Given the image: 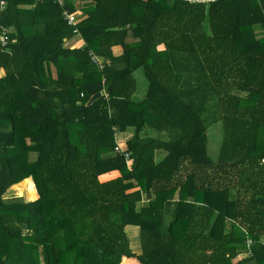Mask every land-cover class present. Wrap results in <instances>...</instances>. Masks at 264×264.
Masks as SVG:
<instances>
[{
	"label": "trees",
	"instance_id": "16d2710c",
	"mask_svg": "<svg viewBox=\"0 0 264 264\" xmlns=\"http://www.w3.org/2000/svg\"><path fill=\"white\" fill-rule=\"evenodd\" d=\"M5 1L0 264H264V0Z\"/></svg>",
	"mask_w": 264,
	"mask_h": 264
},
{
	"label": "rangeland",
	"instance_id": "374dc122",
	"mask_svg": "<svg viewBox=\"0 0 264 264\" xmlns=\"http://www.w3.org/2000/svg\"><path fill=\"white\" fill-rule=\"evenodd\" d=\"M9 32H10V29L0 25V34L5 36ZM82 43H83L82 39L80 37H78V36L74 37L73 40L70 41V42L65 41V45L66 46L67 45H70V46L81 45ZM157 50L160 53H162L163 52V47L161 46V47L157 48ZM0 75H1V72H0ZM136 76L138 77V79H137V91L141 92V90L144 89V87H146V83H145L146 80L142 76L141 72H137ZM213 126H214V128L216 130L209 128L208 131H207V134L209 135L208 136L207 145H208V154H209V156L211 157V159L215 160L217 158V155H218L219 146H220L221 141H222L223 133H222V126H221L220 122L214 124ZM261 138L264 140V135ZM15 192L16 193H20V186L8 189L6 193L8 195H12ZM11 198L14 199V200H17V201H27L28 200V195H27V192H24V193L22 192L20 195L17 194L16 196H13ZM130 238H131V236H130ZM131 247L133 249H135L134 252H136V253H138L140 251V245H139V241H138L137 237H136L135 241L132 240ZM245 255H247V253H241L239 255V257H244ZM126 259L132 260V264H139L135 257H129V258H126Z\"/></svg>",
	"mask_w": 264,
	"mask_h": 264
},
{
	"label": "crops",
	"instance_id": "0c3cea01",
	"mask_svg": "<svg viewBox=\"0 0 264 264\" xmlns=\"http://www.w3.org/2000/svg\"><path fill=\"white\" fill-rule=\"evenodd\" d=\"M22 6H24V7H26L27 5H22ZM0 11H2V10H0ZM114 50V52H116V53H118L119 52V48H114L113 49ZM0 72H1V75L3 74V69L2 68H0ZM0 75V76H1ZM101 93V92H100ZM132 133L133 132H131L130 130L129 131H126L124 134H122L121 136H119L118 138H116V146H119V147H122L123 149H124V152H126L125 150H126V148H127V146H126V140L129 138V137H131L132 136ZM116 146H115V148H116ZM115 148H114V151L116 152V150H115ZM117 153V152H116ZM127 153V152H126ZM124 155V154H123ZM124 157H125V155H124ZM125 160H126V163H127V167L129 168L130 167V164H131V162H132V159L129 157V158H126L125 157ZM130 160H131V162H130ZM119 175V171L118 170H112V171H109V172H106V173H103V174H100L99 176H98V179L100 180V181H106V180H109V179H112V178H114V177H116V176H118ZM25 180H30L32 183H33V181L31 180V178H25V179H23L22 181H20V182H18V183H16V184H14V185H12L9 189H11V188H15V187H17V186H20V193H14V194H12V195H8L6 192H7V190H6V192L4 193V195H3V197H6V198H11V197H13V196H16L17 194L18 195H20L22 192L24 193V192H27V188L25 187V185H24V181ZM33 185H34V183H33ZM34 190H35V199L38 197V195H37V192H36V189H35V186H34ZM27 195H28V200L27 201H32V200H35V199H30V197H29V194L27 193ZM177 196V195H176ZM125 231H126V234H127V236H128V238H129V246H130V248H131V251L133 252V251H135V249H133L132 247H131V242H132V240L133 241H135L136 240V237H137V239H138V241H139V245H140V238H139V227L138 226H135V225H127L126 227H125ZM130 234V235H129ZM130 236H131V238H130ZM264 236V233L263 234H261L260 235V238H262V237ZM248 240H251L250 238H248L247 239V241ZM140 247H141V245H140ZM136 253V252H135ZM138 253H140V251L138 252ZM137 253V254H138ZM127 257H123L122 259H126ZM138 261V260H137ZM139 263V262H138ZM140 264V263H139Z\"/></svg>",
	"mask_w": 264,
	"mask_h": 264
},
{
	"label": "built area",
	"instance_id": "2783aa9c",
	"mask_svg": "<svg viewBox=\"0 0 264 264\" xmlns=\"http://www.w3.org/2000/svg\"><path fill=\"white\" fill-rule=\"evenodd\" d=\"M5 7H6V1L5 0H0V10H3ZM66 18L68 19V23H73V22H75V18L76 17H75V14L73 13V14H67ZM5 38L6 37L4 35L0 34V39L1 40L4 41ZM115 150H116V152H120V153L123 152L126 158L130 157L128 153L124 152V149L122 147L116 146ZM130 162H131V160H130ZM247 242L251 243V240H248ZM260 242L262 244H264V236L262 238H260Z\"/></svg>",
	"mask_w": 264,
	"mask_h": 264
},
{
	"label": "water",
	"instance_id": "95a60500",
	"mask_svg": "<svg viewBox=\"0 0 264 264\" xmlns=\"http://www.w3.org/2000/svg\"><path fill=\"white\" fill-rule=\"evenodd\" d=\"M101 93L100 92H97L96 94H94L88 101V103L92 102V100H94L95 98H97L98 96H100Z\"/></svg>",
	"mask_w": 264,
	"mask_h": 264
}]
</instances>
